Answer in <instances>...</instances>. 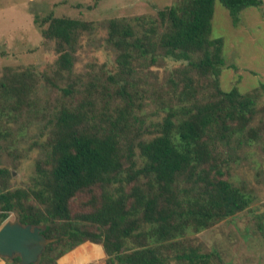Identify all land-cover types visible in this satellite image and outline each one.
Returning a JSON list of instances; mask_svg holds the SVG:
<instances>
[{
  "label": "trees",
  "instance_id": "1",
  "mask_svg": "<svg viewBox=\"0 0 264 264\" xmlns=\"http://www.w3.org/2000/svg\"><path fill=\"white\" fill-rule=\"evenodd\" d=\"M217 1L234 23L244 9L262 5L177 0L157 18L110 20L106 41L122 82L109 77L116 83L112 107L104 100L103 109L92 111L93 97L58 110L29 188L9 189L12 172L0 169V228L15 213L22 224L40 226L55 239L39 264H58L85 242L103 246L106 264H224L216 251H204L189 237L254 203V195L227 176L237 150L259 144L264 154V83L247 93L222 88L225 41L212 37ZM34 20L42 38L54 44L51 73L70 78L81 39L94 24L53 13ZM166 60L182 67L171 71L170 97H157L160 108L157 91L140 74ZM37 82L33 67L7 68L0 77V111H22ZM64 92L72 97L76 91L72 85ZM152 106L159 119L147 122ZM82 194L90 195L91 209L74 213L73 201ZM257 224L264 240V212Z\"/></svg>",
  "mask_w": 264,
  "mask_h": 264
},
{
  "label": "rangeland",
  "instance_id": "2",
  "mask_svg": "<svg viewBox=\"0 0 264 264\" xmlns=\"http://www.w3.org/2000/svg\"><path fill=\"white\" fill-rule=\"evenodd\" d=\"M176 1L0 0V77L7 68L21 70L28 67H33L38 76L35 93L22 111H0V169L7 168L12 172L9 189L33 185L37 163L43 159L51 121L58 110L77 106L93 97L98 101L92 111L103 109L104 100H109L107 106L112 107V91L116 83L109 77H115L117 81L121 79L116 53L106 41L108 22L122 18L129 21L137 17L157 18L159 11ZM50 13L94 24L95 31L86 33L81 39L74 74L70 78L59 79L51 73L57 58L54 44L42 38L40 28L35 24V15L43 18ZM132 22L136 23L135 20ZM212 37L225 41V65L221 75L224 90L237 86L241 92L247 93L264 83V0L260 7L244 9L237 23L233 22L229 10L217 1ZM179 67H182L181 63L166 60L153 67L152 72L145 70L140 74L145 84L157 91L156 101L160 108L163 104L157 97L164 100L170 97L171 71ZM72 85L76 92L71 97L64 90L68 91ZM261 100L264 101V93ZM157 114L155 106L147 107L144 118L147 122L157 120ZM233 155L237 158L231 161L227 177L251 192L254 203L244 212L189 238L204 251H216L224 264H264V240L257 224L258 216L264 212V154L261 146L255 144L237 150ZM95 192L100 193L99 190ZM89 198V194L76 198L73 212L89 211L91 208L86 206ZM16 216L12 213L7 221H13ZM85 244L94 243L79 245L62 256L58 264ZM106 258L102 256L99 264H106Z\"/></svg>",
  "mask_w": 264,
  "mask_h": 264
},
{
  "label": "water",
  "instance_id": "3",
  "mask_svg": "<svg viewBox=\"0 0 264 264\" xmlns=\"http://www.w3.org/2000/svg\"><path fill=\"white\" fill-rule=\"evenodd\" d=\"M53 241L44 235L42 227L24 225L16 216L0 228V258L20 257V264H39L46 247Z\"/></svg>",
  "mask_w": 264,
  "mask_h": 264
},
{
  "label": "bare ground",
  "instance_id": "4",
  "mask_svg": "<svg viewBox=\"0 0 264 264\" xmlns=\"http://www.w3.org/2000/svg\"><path fill=\"white\" fill-rule=\"evenodd\" d=\"M100 249V247H99ZM94 245H83L61 260V264H99L101 251Z\"/></svg>",
  "mask_w": 264,
  "mask_h": 264
},
{
  "label": "crops",
  "instance_id": "5",
  "mask_svg": "<svg viewBox=\"0 0 264 264\" xmlns=\"http://www.w3.org/2000/svg\"><path fill=\"white\" fill-rule=\"evenodd\" d=\"M93 245H96V244H93ZM97 247H98V249H99V247H100V251H101V258H102V256H106V254H105V251H104V248H103V246H101V245H96ZM73 253V252H72ZM71 254V253H70ZM69 254V255H70ZM0 264H6V261L4 260V259H0Z\"/></svg>",
  "mask_w": 264,
  "mask_h": 264
}]
</instances>
